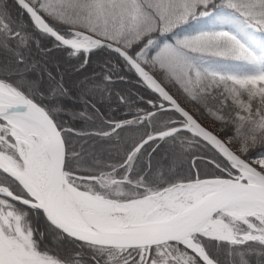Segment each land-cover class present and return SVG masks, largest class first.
Returning <instances> with one entry per match:
<instances>
[{
  "label": "snow or ice",
  "instance_id": "obj_1",
  "mask_svg": "<svg viewBox=\"0 0 264 264\" xmlns=\"http://www.w3.org/2000/svg\"><path fill=\"white\" fill-rule=\"evenodd\" d=\"M0 264H264V0H0Z\"/></svg>",
  "mask_w": 264,
  "mask_h": 264
}]
</instances>
